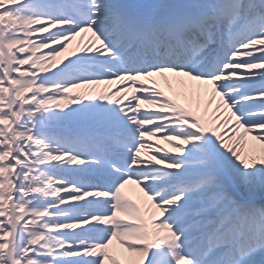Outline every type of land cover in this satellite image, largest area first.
<instances>
[{
    "label": "snow or ice",
    "instance_id": "1",
    "mask_svg": "<svg viewBox=\"0 0 264 264\" xmlns=\"http://www.w3.org/2000/svg\"><path fill=\"white\" fill-rule=\"evenodd\" d=\"M0 264H264V0H0Z\"/></svg>",
    "mask_w": 264,
    "mask_h": 264
},
{
    "label": "bare ground",
    "instance_id": "2",
    "mask_svg": "<svg viewBox=\"0 0 264 264\" xmlns=\"http://www.w3.org/2000/svg\"><path fill=\"white\" fill-rule=\"evenodd\" d=\"M79 40H80V38L77 37L76 41L73 42V45H72L71 47H75V44H76ZM161 86H165V87H166V85L164 84L163 80H161ZM96 87H98V88H100V89H107L109 86H107V85H100V86H96ZM153 140H156V139L153 138ZM160 142H162V140L159 141V143H160ZM169 148H170V147H169ZM126 192H127V194H129V195L136 196L137 193H138V189H137V187H136L135 185H128V186H126Z\"/></svg>",
    "mask_w": 264,
    "mask_h": 264
},
{
    "label": "rangeland",
    "instance_id": "3",
    "mask_svg": "<svg viewBox=\"0 0 264 264\" xmlns=\"http://www.w3.org/2000/svg\"><path fill=\"white\" fill-rule=\"evenodd\" d=\"M164 144L162 145V143H160L162 146L166 145L167 143L166 142H163ZM165 147V146H164Z\"/></svg>",
    "mask_w": 264,
    "mask_h": 264
}]
</instances>
